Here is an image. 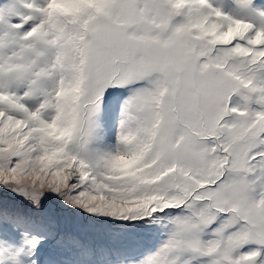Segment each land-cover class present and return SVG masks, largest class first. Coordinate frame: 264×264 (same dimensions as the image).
<instances>
[{"label": "snow or ice", "instance_id": "snow-or-ice-1", "mask_svg": "<svg viewBox=\"0 0 264 264\" xmlns=\"http://www.w3.org/2000/svg\"><path fill=\"white\" fill-rule=\"evenodd\" d=\"M0 264H264V0H0Z\"/></svg>", "mask_w": 264, "mask_h": 264}]
</instances>
